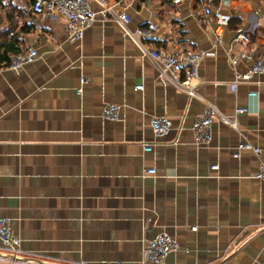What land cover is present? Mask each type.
I'll use <instances>...</instances> for the list:
<instances>
[{"label": "crops", "instance_id": "obj_1", "mask_svg": "<svg viewBox=\"0 0 264 264\" xmlns=\"http://www.w3.org/2000/svg\"><path fill=\"white\" fill-rule=\"evenodd\" d=\"M29 2L0 0V217L21 238L17 264H142L145 244L162 231L179 244L164 264H264V181L254 177L264 160V75L231 91L226 54L231 45L232 54L264 55V0L214 3L230 16L221 45L194 0L115 5L150 49L206 53L191 98L159 82L112 18L97 14L70 42L58 18L32 16ZM237 29L249 44L232 43ZM29 47L33 62L5 67ZM207 102L227 117L237 106L248 111L235 116L240 132L216 119L210 142L196 146L190 126ZM106 103L119 105L118 120L102 118ZM159 115L171 126L155 136L150 120ZM241 135L260 156H231Z\"/></svg>", "mask_w": 264, "mask_h": 264}, {"label": "built area", "instance_id": "obj_2", "mask_svg": "<svg viewBox=\"0 0 264 264\" xmlns=\"http://www.w3.org/2000/svg\"><path fill=\"white\" fill-rule=\"evenodd\" d=\"M122 1L115 0L110 3L108 0H30L28 12L36 18L46 14L54 15L62 25L65 38L70 42L81 40L84 31L96 19L97 14L102 19L112 18L117 22L123 35L135 44L141 56L147 58L155 67L158 80L163 86H173L189 98L194 97V85L192 83L198 76L201 61L206 53L194 49H185L178 52L150 49L142 41L143 30L140 28L130 30L128 28L130 16L123 8L115 7ZM216 1L219 0H194L200 10L202 20L211 28L214 43L221 45V36L223 31L229 26L230 16L223 14L219 7L214 5ZM93 2L99 6L98 10L92 7ZM232 43L249 44L250 39L245 32L237 29L232 37ZM231 48V45H229L226 49L229 64L233 68V79L229 83V88L231 91H235L238 84L247 82L253 75H264V55L253 56L251 52L245 50L232 54ZM37 57V51L29 47L25 51L13 54L5 67L8 70L17 72L24 65L33 62ZM240 59L250 61L248 69L244 72H238L234 69L235 64ZM85 81L84 78L80 79V86L76 88L77 92H81V85ZM141 88V85L135 86L136 90H141ZM257 95L258 93L255 91L247 92L248 98H254ZM119 108V105L115 103L104 104L101 108L102 118L108 121L118 120ZM247 111V107L237 106L234 108V115L227 117L214 104L207 102L203 113L196 116L190 126L194 144L198 146L210 142L211 125L216 119L240 132L235 116ZM170 126V119L165 115L155 116L150 120V127L155 136H161L166 133ZM143 148L145 152L150 150V146L144 145ZM243 150H249L255 156H260L261 154L259 147L254 146L241 135L231 156L237 158ZM214 167L216 166H212V168ZM143 174L154 175L155 169L144 168ZM254 177L257 180L264 181V160L259 161ZM10 224V218L0 217V243L6 252L13 256H19L21 238L12 232ZM178 249V241L173 236L163 231L159 232L145 244L142 264H164L167 254L176 252ZM17 261L15 259L3 260V262H11L13 264H17Z\"/></svg>", "mask_w": 264, "mask_h": 264}, {"label": "water", "instance_id": "obj_3", "mask_svg": "<svg viewBox=\"0 0 264 264\" xmlns=\"http://www.w3.org/2000/svg\"><path fill=\"white\" fill-rule=\"evenodd\" d=\"M0 257L5 258V259H15L18 261H24V258H22L21 256H13L12 254L8 253V252H0Z\"/></svg>", "mask_w": 264, "mask_h": 264}, {"label": "trees", "instance_id": "obj_4", "mask_svg": "<svg viewBox=\"0 0 264 264\" xmlns=\"http://www.w3.org/2000/svg\"><path fill=\"white\" fill-rule=\"evenodd\" d=\"M230 22V21H229ZM10 59V58H9ZM0 60H5V61H7V56H3V55H0ZM8 62H9V60H8Z\"/></svg>", "mask_w": 264, "mask_h": 264}]
</instances>
